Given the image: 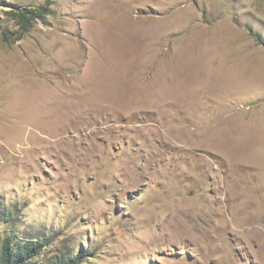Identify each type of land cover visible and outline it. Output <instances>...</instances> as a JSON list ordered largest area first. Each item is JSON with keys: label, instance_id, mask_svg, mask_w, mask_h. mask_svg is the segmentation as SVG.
<instances>
[{"label": "rangeland", "instance_id": "1", "mask_svg": "<svg viewBox=\"0 0 264 264\" xmlns=\"http://www.w3.org/2000/svg\"><path fill=\"white\" fill-rule=\"evenodd\" d=\"M5 239L264 264V0H0Z\"/></svg>", "mask_w": 264, "mask_h": 264}, {"label": "trees", "instance_id": "2", "mask_svg": "<svg viewBox=\"0 0 264 264\" xmlns=\"http://www.w3.org/2000/svg\"><path fill=\"white\" fill-rule=\"evenodd\" d=\"M47 7L38 6L27 12L16 13L22 23L18 24L19 36L29 31L35 23H29L36 18L44 20V11ZM43 244L36 239H26L20 243H11L5 239L0 245V264H35L34 259L41 251ZM91 253L86 249H79L74 255L61 253L56 255L48 264H82Z\"/></svg>", "mask_w": 264, "mask_h": 264}]
</instances>
